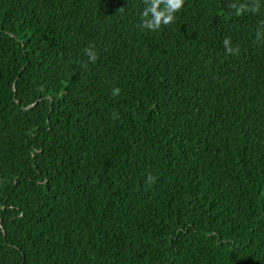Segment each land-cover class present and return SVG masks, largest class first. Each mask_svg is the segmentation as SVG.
Listing matches in <instances>:
<instances>
[{"label":"trees","instance_id":"16d2710c","mask_svg":"<svg viewBox=\"0 0 264 264\" xmlns=\"http://www.w3.org/2000/svg\"><path fill=\"white\" fill-rule=\"evenodd\" d=\"M144 7L0 0V264H264V0Z\"/></svg>","mask_w":264,"mask_h":264},{"label":"clouds","instance_id":"9594fccd","mask_svg":"<svg viewBox=\"0 0 264 264\" xmlns=\"http://www.w3.org/2000/svg\"><path fill=\"white\" fill-rule=\"evenodd\" d=\"M185 0H145V7L141 12L142 26L152 30H159L163 25L171 24L176 16L175 14L182 8ZM161 4L163 7L161 8ZM243 10V6L238 11ZM229 51H232L229 46V39L224 41ZM89 55V59L95 60L96 55L91 49H85ZM120 89H113V95L119 94Z\"/></svg>","mask_w":264,"mask_h":264}]
</instances>
